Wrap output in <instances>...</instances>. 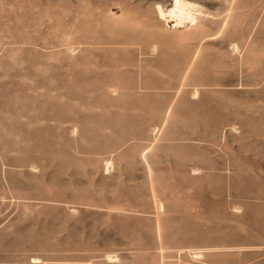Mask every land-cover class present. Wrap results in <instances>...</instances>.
I'll return each instance as SVG.
<instances>
[{
	"label": "rangeland",
	"instance_id": "rangeland-1",
	"mask_svg": "<svg viewBox=\"0 0 264 264\" xmlns=\"http://www.w3.org/2000/svg\"><path fill=\"white\" fill-rule=\"evenodd\" d=\"M181 1L0 0V264H264V0Z\"/></svg>",
	"mask_w": 264,
	"mask_h": 264
},
{
	"label": "bare ground",
	"instance_id": "bare-ground-1",
	"mask_svg": "<svg viewBox=\"0 0 264 264\" xmlns=\"http://www.w3.org/2000/svg\"><path fill=\"white\" fill-rule=\"evenodd\" d=\"M186 5L187 4L183 3L181 0H176L175 7L172 10L173 14H171L172 15L171 19H172L173 22H174V20H176L174 16L178 17V19H179L181 24L184 23V21L189 18L188 17V13L186 11Z\"/></svg>",
	"mask_w": 264,
	"mask_h": 264
}]
</instances>
